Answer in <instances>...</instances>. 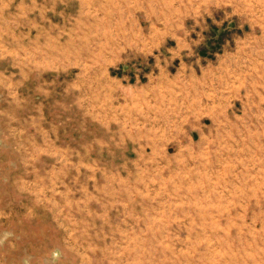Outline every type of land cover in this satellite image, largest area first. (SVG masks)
<instances>
[{
	"label": "rangeland",
	"instance_id": "rangeland-1",
	"mask_svg": "<svg viewBox=\"0 0 264 264\" xmlns=\"http://www.w3.org/2000/svg\"><path fill=\"white\" fill-rule=\"evenodd\" d=\"M0 264H264V0H0Z\"/></svg>",
	"mask_w": 264,
	"mask_h": 264
}]
</instances>
